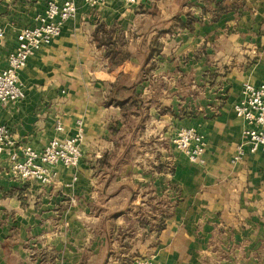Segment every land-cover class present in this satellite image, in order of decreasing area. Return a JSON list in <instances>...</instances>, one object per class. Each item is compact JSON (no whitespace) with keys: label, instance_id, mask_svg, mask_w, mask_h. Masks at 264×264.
Instances as JSON below:
<instances>
[{"label":"crops","instance_id":"crops-1","mask_svg":"<svg viewBox=\"0 0 264 264\" xmlns=\"http://www.w3.org/2000/svg\"><path fill=\"white\" fill-rule=\"evenodd\" d=\"M48 1L0 0V69ZM73 1L75 15L18 71L25 95L0 103V125L41 150L80 122L81 159L41 186L14 179L0 153V264H264V153L232 162L247 126L233 103L243 82L264 83V0ZM148 65L152 85L158 71L171 80L166 99L146 89ZM184 123L204 137L205 162L177 152L165 171L157 138Z\"/></svg>","mask_w":264,"mask_h":264},{"label":"built area","instance_id":"built-area-1","mask_svg":"<svg viewBox=\"0 0 264 264\" xmlns=\"http://www.w3.org/2000/svg\"><path fill=\"white\" fill-rule=\"evenodd\" d=\"M105 0H85L91 6ZM127 4H137L142 0H124ZM76 12L73 0H50L43 13L35 18V24L18 31L17 47L9 53L7 65L0 69V103L17 101L24 97V89L18 78L28 58L42 46L50 44L61 31L62 24ZM236 116L243 119L247 126L241 130L232 162L240 161L245 153L261 151L264 153V83L254 84L245 81L241 85L238 99L233 103ZM58 131L63 129L61 121L55 119ZM83 131L78 122L76 132L69 137L51 138L41 150L25 143L13 141L10 131L0 125V153L6 151L7 171L20 182H31L41 186L54 184L57 165L75 169L81 159L80 144ZM176 148L192 163L204 164L206 142L193 127L183 126L174 138ZM75 179V177L73 178ZM139 264H154L150 259L138 261Z\"/></svg>","mask_w":264,"mask_h":264},{"label":"rangeland","instance_id":"rangeland-1","mask_svg":"<svg viewBox=\"0 0 264 264\" xmlns=\"http://www.w3.org/2000/svg\"><path fill=\"white\" fill-rule=\"evenodd\" d=\"M160 62V61H159ZM162 64V62H161ZM154 72V73H153ZM151 72V68H150V65H148V68H145L144 71H143V78H146L147 79V86H146V89H151V88H155L156 87V92L158 93H162L166 99V97H168V94H172V91L175 92V89H174V86L172 87V85H168V80L169 77H167L165 74L161 73L160 71L157 72L158 74V80H162L163 84H159L157 86H155L154 84L152 85V83L150 82V80L154 77V74H155V71ZM163 75V77H161V74ZM156 78V77H155ZM167 78V79H166ZM152 81V80H151ZM171 81V80H170ZM125 82V86L127 87V89H130V87L133 86L132 83H130V81H124ZM166 83V84H165ZM167 86H169V89L167 88ZM189 86V85H188ZM187 87V83L186 84H182V87L180 86L179 87V91L181 92L182 90H184V88ZM139 88V87H138ZM183 88V89H182ZM144 88H142V91H143ZM181 89V90H180ZM155 90V89H154ZM162 90V91H160ZM141 91V90H140ZM164 91V92H163ZM128 90H126L125 92H116V97H122V96H127L128 95ZM177 95V91H176V94ZM178 96V95H177ZM180 99V104L184 102V106H188V102L187 101H183L181 98ZM150 102H152V100L150 98H146V101H145V106L146 107L145 109H147V112H149V108H150ZM150 114L147 113V115L141 120L142 124L141 125H147L149 126L148 128H150V123H151V119H155V117L153 116H149ZM187 115V111L183 110L181 112H179V114L177 115L179 119L181 118H184L186 117ZM163 120L165 122V120H167V117H163ZM142 126V127H143ZM172 129H174L175 131H171L172 129H167L165 126L163 128V132H162V139H158L159 137V134L157 135V143L161 142L162 144L158 146V148H161V153L160 155H162L163 159H164V169L165 171L166 170H169L170 166L168 164L165 165V163L167 162L166 160L167 159H170L172 156L174 157L176 155L177 152L181 153L175 146L174 144V138L177 134V132L183 127V126H186V124H182V125H170ZM141 127V128H142ZM123 133H125V131L123 130L121 135H123ZM148 146H147V151L148 153L152 152L154 150V145L152 144V141H148L147 142ZM135 149V148H134ZM135 151V150H134ZM159 151V150H158Z\"/></svg>","mask_w":264,"mask_h":264},{"label":"trees","instance_id":"trees-1","mask_svg":"<svg viewBox=\"0 0 264 264\" xmlns=\"http://www.w3.org/2000/svg\"><path fill=\"white\" fill-rule=\"evenodd\" d=\"M102 29V27L100 26V27H98L97 29H96V31H95V36H96V38H97V33H98V31L99 30H101ZM124 56H126V54L125 53H120V54H118V52L117 51H112V53H111V55H110V57H112L114 60H118V59H120V58H123ZM120 105H122V102L120 101V102H118Z\"/></svg>","mask_w":264,"mask_h":264}]
</instances>
